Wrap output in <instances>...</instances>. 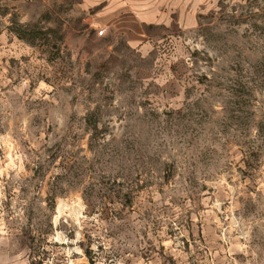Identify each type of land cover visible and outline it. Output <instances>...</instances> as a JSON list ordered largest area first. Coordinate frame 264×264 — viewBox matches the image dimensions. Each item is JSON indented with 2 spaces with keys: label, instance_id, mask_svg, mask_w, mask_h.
<instances>
[{
  "label": "rangeland",
  "instance_id": "1",
  "mask_svg": "<svg viewBox=\"0 0 264 264\" xmlns=\"http://www.w3.org/2000/svg\"><path fill=\"white\" fill-rule=\"evenodd\" d=\"M0 264H264V0H0Z\"/></svg>",
  "mask_w": 264,
  "mask_h": 264
},
{
  "label": "built area",
  "instance_id": "2",
  "mask_svg": "<svg viewBox=\"0 0 264 264\" xmlns=\"http://www.w3.org/2000/svg\"><path fill=\"white\" fill-rule=\"evenodd\" d=\"M105 32H106V29H105V28H101V29L97 32V34H98L99 36H103V35L105 34Z\"/></svg>",
  "mask_w": 264,
  "mask_h": 264
}]
</instances>
